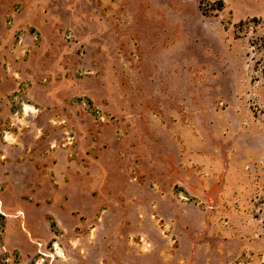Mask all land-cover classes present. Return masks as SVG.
Returning <instances> with one entry per match:
<instances>
[{"label": "rangeland", "instance_id": "374dc122", "mask_svg": "<svg viewBox=\"0 0 264 264\" xmlns=\"http://www.w3.org/2000/svg\"><path fill=\"white\" fill-rule=\"evenodd\" d=\"M0 264H264V0H0Z\"/></svg>", "mask_w": 264, "mask_h": 264}, {"label": "crops", "instance_id": "0c3cea01", "mask_svg": "<svg viewBox=\"0 0 264 264\" xmlns=\"http://www.w3.org/2000/svg\"><path fill=\"white\" fill-rule=\"evenodd\" d=\"M19 26H22V25H20V22L18 20H15L14 27L15 28H19ZM160 217H162L163 219H166L167 218L165 215H161V214H160Z\"/></svg>", "mask_w": 264, "mask_h": 264}, {"label": "trees", "instance_id": "16d2710c", "mask_svg": "<svg viewBox=\"0 0 264 264\" xmlns=\"http://www.w3.org/2000/svg\"><path fill=\"white\" fill-rule=\"evenodd\" d=\"M50 222H51V223H50V228L52 229V231L55 232V231H56V224H55V222H54L53 220H51V219H50Z\"/></svg>", "mask_w": 264, "mask_h": 264}]
</instances>
